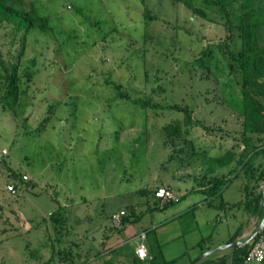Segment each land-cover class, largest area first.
I'll list each match as a JSON object with an SVG mask.
<instances>
[{"label":"rangeland","instance_id":"rangeland-1","mask_svg":"<svg viewBox=\"0 0 264 264\" xmlns=\"http://www.w3.org/2000/svg\"><path fill=\"white\" fill-rule=\"evenodd\" d=\"M35 2L52 28L32 29L20 58L22 33L14 34L11 25L0 22V81L2 66L19 58L24 89L18 115L0 107V264H42L45 259L47 264H98L103 234L115 231L110 215L124 212L128 204L138 212L146 208L141 188L152 195L159 187H170L175 195L177 190L208 188L215 179L225 181L238 172L237 162L220 176L204 172L209 154L219 148L243 150L240 83L229 73L225 52L239 47L238 31L233 27L229 32L220 14L207 9L215 19H205L175 0ZM144 3L156 20H143ZM245 17L258 22L264 47V0H250ZM207 47L210 54L203 65L198 59ZM106 79L121 84L133 98L186 105L207 127L194 126L187 138L209 151L192 150L183 137L169 142L162 130H155V118L132 102L114 98ZM64 90L56 118L42 132L27 136L19 125L23 119L29 118L28 126L34 127L48 100H57ZM159 118L158 124L168 119ZM174 147L183 149L175 153ZM12 171L27 176L14 193L7 190L15 181ZM240 182L239 176L232 177L223 195L215 194L202 206L211 221L222 215L218 223L208 226L200 220L198 231L164 240L169 258L199 235L217 239V233L244 220L242 204L243 210L218 206L222 200H238ZM50 214L62 217L58 230ZM150 219L151 212H146L131 228L139 231ZM185 220L190 226L191 219ZM135 238L128 239L133 247ZM114 253L105 256L116 264L127 263L125 256Z\"/></svg>","mask_w":264,"mask_h":264},{"label":"trees","instance_id":"trees-1","mask_svg":"<svg viewBox=\"0 0 264 264\" xmlns=\"http://www.w3.org/2000/svg\"><path fill=\"white\" fill-rule=\"evenodd\" d=\"M175 1L183 3L193 13L205 19H215L209 16L207 9L213 13L220 14L221 17L225 18L223 23L229 32L233 27L238 31L240 40L239 47L237 49L227 48L225 52L227 53L226 57L228 59L229 73L236 76L240 83L242 102L240 108V115L242 116L240 138L243 143V150L238 152V150H235V146L224 149L219 148L214 154H209V164L204 172L205 176H208L229 166L233 162H237L239 164V170L238 172L235 171L233 177L237 175L242 179V192L244 194L243 198L239 200L237 204H242L247 214L257 215L258 218H261L263 211L262 190L264 187V47H261L259 42L257 32L258 22L245 17V7L250 0H199V4H195L194 0ZM142 17L146 22L157 19V16L150 12L145 3L143 4ZM0 22L11 25L14 34L22 33V49L19 53V58L23 53L26 37L32 29L47 31L52 28L49 25V17L40 15L37 12L35 0H28V2L25 0H0ZM150 37L152 36L148 35L147 38ZM231 41L233 42L232 38ZM209 54L210 48L207 47L202 51V55L198 61H202L203 65L206 64L205 59ZM19 58L17 62L2 66L3 74L2 80L0 81V107L5 111H12L15 116L18 115L17 110L20 107V97L24 93V89L20 87L22 79L21 75L18 73ZM27 77L28 79L31 78L29 74ZM66 83L67 82L64 81L62 83L63 86H65ZM104 83L111 86L115 95L114 98L132 102L140 106L145 116L155 118L157 123V128L155 130H162L169 142L171 141L175 144V138L183 137L184 139H188L187 141L190 142L192 150L204 148V150H199L203 153L205 150L209 149L204 147L201 143H197L196 139L193 137L187 138L194 126L207 127L204 126L200 120L192 117V112L186 105L174 103L172 105L162 106L158 103L151 102L144 96L136 98L131 97L122 91L121 84L115 83L112 80L106 79ZM69 87L67 89H69ZM66 94L67 90H64L62 95L58 96L57 100H48L46 109L41 113L34 127L28 126L29 124L27 121L29 118L25 117L19 124L24 129L23 132L30 137L33 136L35 131L40 133L47 128L53 119L56 118L58 107L61 105ZM169 113H171L174 118ZM174 114L176 115L174 116ZM164 115H166L168 119L158 124V118ZM176 149L177 148L174 147V152L180 153L183 148ZM174 155L170 154L169 157L172 159ZM12 178L15 180V187L18 188V183L23 181L22 175L12 171ZM225 183L226 182L220 179H215L213 182H210L208 187L209 193L207 192V194H209V196L219 194L223 186L226 185ZM139 193L147 197L146 208L138 212L131 204L126 205L125 211L121 215V225L120 227H115V231H120L126 224L141 219L146 212L163 210L165 207L175 202V200L160 202V200L155 197L154 193H152V195L148 194V191L144 188H141ZM52 214H50V218L54 224L53 228L57 229L62 226L63 219L61 216ZM237 234L238 231H235L228 239V242L233 241ZM209 240L210 238L208 237L202 238L195 247H198L200 252L203 253L206 248L210 247H207V241ZM162 245L154 229H145L147 257H138L135 253V249L128 243H123L119 247H111L109 252L112 251L115 253L117 252L116 254H123L127 259L126 264H187L191 261V259L186 256V252L174 258H167L163 253ZM248 247L249 244L242 247L234 246L230 253H214L204 257L195 264H228V261H231V264H244ZM67 253L68 251L65 249L64 255H68ZM64 264L69 263L64 262ZM98 264H116V262L113 258H108L102 259Z\"/></svg>","mask_w":264,"mask_h":264},{"label":"crops","instance_id":"crops-1","mask_svg":"<svg viewBox=\"0 0 264 264\" xmlns=\"http://www.w3.org/2000/svg\"><path fill=\"white\" fill-rule=\"evenodd\" d=\"M225 168H227V167H225ZM225 168L220 169L216 173H218V175L220 176L224 172L223 169H225ZM229 170H227V171H229ZM231 176L233 177V174ZM236 177H238V176L236 175ZM231 178H228L227 180H225L223 182H228ZM242 182L243 181L241 179L239 190H238V193L240 194L238 200L236 202L235 201L229 202L227 200H222V202L220 204H218L219 208L223 207V209H224L225 206H228V207L233 206L232 208H237L238 210H241L243 208L241 204H239V205L237 204V202H239V200H241L244 196V194L242 192ZM225 190L226 189L223 186V189L221 190V192H219V194L217 196L223 195ZM208 191H209L208 188H205V186H203V185L198 186V187H194L192 189L190 188L188 190H177L175 193V202H173L169 206L165 207L163 210L152 211L151 212V219L149 220V224H148V226L144 227L143 229L136 231L134 228H131V223H130V224H126L124 226V228L121 229L120 231L115 232L113 229L111 232H105L103 234L104 239L102 242L103 250L105 252L102 251L99 256H101V259L102 258L108 259L105 256V253L107 254V252H109V249L111 247H113V248L119 247L123 243H128L130 245V243L128 242L129 241L128 239L132 238L133 240L134 239L136 240L135 236H138L141 232L145 231V229H154L156 232L157 238L163 244L162 250H163L164 255L167 258H169L166 255V253L164 252L165 241H167L168 239H171L173 237L183 238L189 234L194 233L195 231H198L199 227H200V220L202 221L203 224L211 226L212 222L218 223V221L222 219V215L217 213L215 215V218H213L212 221L209 220V216L206 214L205 210L203 209L202 206L205 203L206 204H209V202L211 203L213 201L212 199L214 198L212 196L210 197L209 194H207ZM242 215H243L242 218H244V220L242 222H239V224L236 226L235 229L234 228L233 229L228 228L226 233H223V234L217 233L218 234L217 239H216V235H214V236H211V234L208 235V238H210V240L207 241V247L208 246H210V247L206 248L205 251L209 250V249L216 248V250L212 254H214V253H220L221 254V253H228V252L230 253L234 246L223 247L221 249H217V248L221 245L229 243L228 239L234 234L235 231H238V234L236 235V238L234 240H236V239L244 240L246 237H248L257 227L260 218H258L257 215L247 214V212L245 210L242 211ZM185 217H189L191 219L190 226H186ZM233 217L236 218V214L233 213ZM199 236L200 237L196 241H194V243H191L189 246L185 245V248L182 249L177 256L186 252V256H188L192 260L195 257H197L198 255H200L201 254L200 249L198 247H195V246L199 242V240H201L202 238H206L207 236H202V235H199ZM115 237H117V239H116L117 241L122 240V242H120L119 245L118 244L113 245L117 241L110 242L112 240V238H115ZM137 242H135L136 245H137ZM131 247H133V246H131ZM135 247H133V248L135 249ZM191 248H193V249H191ZM190 250L191 251L195 250L194 254L191 252L192 256L190 255ZM116 253H114V254L117 255V257H120L119 255L124 256L123 254H116ZM48 261L49 260L45 259L42 262V264H44V263L47 264ZM84 264H86V263H84ZM228 264H231V261H228ZM244 264H249V263L244 262Z\"/></svg>","mask_w":264,"mask_h":264},{"label":"built area","instance_id":"built-area-1","mask_svg":"<svg viewBox=\"0 0 264 264\" xmlns=\"http://www.w3.org/2000/svg\"><path fill=\"white\" fill-rule=\"evenodd\" d=\"M23 179H27V176H23ZM7 190L10 192H16L17 188L14 183L7 184ZM155 197L164 202L166 200H175V195L170 187H159L155 190ZM124 212L113 214L111 220L115 227H120L121 225V215ZM138 242L135 247V253L140 258L147 257V250L145 246V231L138 235ZM245 263L253 264H264V231L254 240L249 243V247L245 254Z\"/></svg>","mask_w":264,"mask_h":264},{"label":"water","instance_id":"water-1","mask_svg":"<svg viewBox=\"0 0 264 264\" xmlns=\"http://www.w3.org/2000/svg\"><path fill=\"white\" fill-rule=\"evenodd\" d=\"M262 192H263V200H262V210L263 211H262V215H261V218L259 220V223H258L257 227L255 228V230L248 237H246L244 240L236 239V240H233L227 244L219 246L217 249H221L223 247H232V246L242 247L244 245L249 244L252 240H254L256 237H258L263 232V230H264V187H263ZM215 250H216V248L206 250L203 253H201L200 255H198L197 257H195L194 259H192L187 264H195L198 261H200L201 259H203L204 257L211 255Z\"/></svg>","mask_w":264,"mask_h":264}]
</instances>
